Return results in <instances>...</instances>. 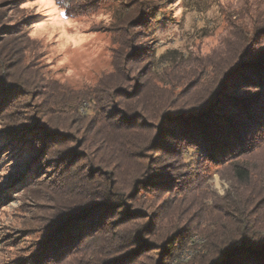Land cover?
Masks as SVG:
<instances>
[{
	"label": "rangeland",
	"instance_id": "1",
	"mask_svg": "<svg viewBox=\"0 0 264 264\" xmlns=\"http://www.w3.org/2000/svg\"><path fill=\"white\" fill-rule=\"evenodd\" d=\"M135 1L88 0L91 3L85 4L84 0H0V39L7 43L6 47L0 43V58L6 63L4 57H13L12 73L5 74H12L25 86L23 95L15 97V104L0 116V264H17L33 253L43 240L47 222L75 198L55 186L53 172L37 183L35 176L24 180L33 160L11 152V133L7 130L16 118L32 116L70 136L72 141L53 149L55 155L81 146L78 150L84 157L76 163L75 175H95L101 182L111 175L113 182L124 183L128 192L136 174L146 167L158 168L165 178L178 175L173 181L180 183L174 186L190 189L179 193L174 192L176 187L163 188L164 192L152 189L154 193L144 194L137 208L153 214L151 219L158 217L152 225L165 238L177 229L184 231L176 241L180 264H189L203 252V232L220 218L222 199L231 190L228 166L202 163L175 135L166 134V128L158 135L156 121L130 135L136 144L131 149L118 145L115 132L95 124L100 115L92 100L87 98L80 104L104 76L114 71L120 33L111 28L129 14V5ZM152 1L157 11L143 40L151 51L146 62H153L158 74L169 82L155 88H163V94L182 102L181 108L188 110L209 94L206 87L214 71L209 64H220L223 53L239 48L240 39L258 17L257 7L264 9V0ZM67 8L72 11L69 15ZM16 38L13 43L17 47L11 44ZM144 102L154 110L152 93ZM95 128L106 136L107 144L93 139ZM154 139L159 146L171 144L184 156L178 159L168 150L157 151ZM259 146L248 158L249 167L258 175L264 172V143ZM88 179L80 181L81 188L90 183ZM254 181L263 184L260 177ZM132 208L134 205H129Z\"/></svg>",
	"mask_w": 264,
	"mask_h": 264
},
{
	"label": "trees",
	"instance_id": "2",
	"mask_svg": "<svg viewBox=\"0 0 264 264\" xmlns=\"http://www.w3.org/2000/svg\"><path fill=\"white\" fill-rule=\"evenodd\" d=\"M155 7L152 0H136L129 5V14L119 20L116 28H111L120 33L114 71L110 78L104 76L80 104L87 98L92 100L100 115L95 124L115 132L118 145L131 149L136 144L130 135L156 121L158 135L166 128V134L175 135L187 152H194L202 163L227 165L231 190L222 199L220 218L203 232L206 239L203 252L189 264H264V172L258 175L248 164L249 156L264 143V41H260L264 35V9L257 7L258 17L248 33L239 37V48L231 54L223 53L220 64H209L214 70L208 78L211 85L206 87L209 94L184 110L182 102L163 94V88H155L169 82L158 74L153 62H146L151 51L143 40L148 24L155 17ZM71 13L67 8L66 15ZM13 41L17 38L11 40L17 47ZM0 43L7 45L3 37ZM4 58L6 63L0 58V116L25 90L12 74H5L12 73L13 57ZM151 93L154 110L144 102ZM7 131L11 133V152L21 159L33 160L24 180L35 176L37 183L53 172L51 180L55 186L75 195L72 204L61 208L47 222L36 250L17 264H180L176 241L183 237L184 231L177 229L170 238H165L152 225L158 217L151 219L153 214L137 208L140 198L146 193L153 194L157 188L164 192L163 188L176 187L175 193L190 189L174 186L180 183L173 181L178 175L169 174L165 178L158 168L146 167L136 174L128 192L124 183L113 182L111 175L103 182L95 175H75V165L84 157L78 150L81 146L55 155L53 149L72 140L46 121L33 116L16 118ZM93 139L106 144L108 140L98 129ZM157 142L154 139L157 151L168 150L178 159L184 156L183 151H177L171 144L159 146ZM85 177L90 183L81 188L80 181ZM258 177L263 184L255 183ZM129 205L134 208L130 210Z\"/></svg>",
	"mask_w": 264,
	"mask_h": 264
},
{
	"label": "snow or ice",
	"instance_id": "3",
	"mask_svg": "<svg viewBox=\"0 0 264 264\" xmlns=\"http://www.w3.org/2000/svg\"><path fill=\"white\" fill-rule=\"evenodd\" d=\"M61 15H63V13H61Z\"/></svg>",
	"mask_w": 264,
	"mask_h": 264
}]
</instances>
